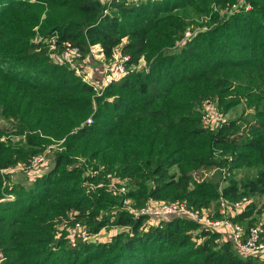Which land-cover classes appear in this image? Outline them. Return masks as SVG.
<instances>
[{
	"label": "trees",
	"instance_id": "16d2710c",
	"mask_svg": "<svg viewBox=\"0 0 264 264\" xmlns=\"http://www.w3.org/2000/svg\"><path fill=\"white\" fill-rule=\"evenodd\" d=\"M16 1L0 0V123L10 126L0 128V264H264L196 222L147 227L123 196L95 187L116 173L138 208L218 209L221 198L264 197V0L235 12L228 8L239 0H35L56 6L61 20L73 6L81 12L41 39L38 8L21 11ZM125 39L126 74L105 89L108 98L51 57L76 48L85 60L99 46L113 61ZM144 59L149 72L139 69ZM227 95L250 105L251 120L205 127L203 103L222 107ZM7 131L25 141L4 140ZM55 142L61 150L42 176L14 182L5 173ZM88 163L105 170L92 176ZM239 170L256 174L237 180ZM256 213L252 202L231 220L248 230ZM76 224L84 231L72 235ZM108 228L126 230L90 240Z\"/></svg>",
	"mask_w": 264,
	"mask_h": 264
},
{
	"label": "rangeland",
	"instance_id": "374dc122",
	"mask_svg": "<svg viewBox=\"0 0 264 264\" xmlns=\"http://www.w3.org/2000/svg\"><path fill=\"white\" fill-rule=\"evenodd\" d=\"M128 2L134 3L136 5H140L142 2L146 3L149 0H127ZM19 9L21 11H26L28 9L32 8H38V16L40 18V24L39 27L36 29L37 33V39H41L43 35L48 32L50 29H52L54 26H56L59 23H62L64 21H67L71 17H79L81 15V12L77 8V6H73L70 11L68 12L67 16L64 19H60L61 17L56 14L57 8L54 5H49L44 2H36L35 0H17L16 1ZM23 3V5H22ZM198 30H201V27L197 28ZM191 38V37H190ZM189 38V39H190ZM127 39H125L122 43V45L118 48L116 52V58L112 60H105L102 55H100L99 46L94 47L92 49L91 54L87 57L85 60H80V57L74 56L73 64H70L66 61L64 55H60L58 53H54L51 55L54 62L58 65H65L68 64L70 68L74 71L75 75L76 68L80 65H84V71H86V74L89 75V78L92 83L96 84L98 87H103L106 83L107 77H117V67L119 65H122L125 61V57L121 54V48L126 45ZM139 69L144 70L146 72H149V68L146 66L145 59L141 62L139 65ZM82 70V69H81ZM103 97V96H102ZM103 98H108L103 97ZM109 100H113L110 98ZM238 97L235 95H227V103L224 104L222 107L219 104L220 102L217 101L215 103L213 102H205L201 106V114L203 116V124L204 126H207L213 130H216L218 127H220L223 123L229 122V121H236L241 120L244 122L246 119L249 121L251 120V117L255 114V111L253 112V109L250 107V105L245 101L238 102ZM0 128H10V126L7 125V123H0ZM11 131H7L5 135L3 136V139L6 141H11L15 144H18L20 142L25 141V137L21 135H15L11 134ZM62 143L55 142L50 146L48 149L50 150V162L48 165L39 168L37 171V174H39V177L45 174L47 171H49L54 164V158L56 154L61 150L60 146ZM47 149V150H48ZM90 166L89 168L92 169L94 167V163H88ZM6 174H10L11 179L14 182H31L32 180L36 179L35 175L36 173L30 172L28 170H22L19 168H11L10 171L5 172ZM216 169H213L210 173L206 175L211 176L216 174ZM116 174V173H115ZM114 174V175H115ZM218 174H222V172H218ZM256 174L255 170H239L236 171L234 176L237 180H240L247 176H253ZM116 176V175H115ZM205 177V176H204ZM203 177V178H204ZM221 178H223V175H221ZM127 184V182H126ZM227 185V183L224 181L221 182V188H224ZM128 191H130V187H128ZM252 202H256L257 204V213L255 214V218L257 220L256 226H260L264 224V197H248ZM135 202V200H134ZM154 201H150L152 203ZM149 203V204H150ZM155 203V202H154ZM165 203V202H160ZM234 203H231V205ZM161 204H155L154 207L159 206ZM218 206V203H215L210 209H205L206 211L216 210ZM233 214V213H232ZM234 215V214H233ZM63 221V222H62ZM58 231H63L68 226V223L64 220H58L53 224ZM69 233H72V235L81 233L84 231V228L80 226V224H76L75 226L68 227ZM126 229L124 228H108L103 231H101L97 236L90 238L91 241H98V242H108L110 241L115 235H117L119 232H122ZM224 236V235H223ZM225 239H229L226 235L224 236Z\"/></svg>",
	"mask_w": 264,
	"mask_h": 264
},
{
	"label": "built area",
	"instance_id": "2783aa9c",
	"mask_svg": "<svg viewBox=\"0 0 264 264\" xmlns=\"http://www.w3.org/2000/svg\"><path fill=\"white\" fill-rule=\"evenodd\" d=\"M106 3L109 1L119 2L120 0H101ZM249 11L252 9L251 4L247 0H239L236 4L228 8V11L235 12L239 10ZM191 34L187 33V37L190 38ZM54 49V47H52ZM101 52L100 48L98 50ZM78 49L68 48L64 53L66 61L73 64L74 56H77ZM103 56V55H102ZM104 57V56H103ZM116 58V57H115ZM114 58V59H115ZM127 58L125 57V61ZM82 69V70H81ZM84 65H80L76 68L77 76L81 78L82 82L93 88L94 96L102 97L105 89L117 79L122 78L126 74L124 65L117 67V77H107L106 83L103 87H98L92 83L89 75L83 70ZM93 119L90 118L82 125H91ZM207 127V126H205ZM50 150L34 156L28 165H19L16 167L22 170H28L36 173L35 177L39 176L37 172L39 168H42L50 162ZM82 161V160H81ZM88 165V164H87ZM93 169V168H92ZM89 169V174L95 176L105 170L104 166H100L97 171ZM9 169L8 171H10ZM38 170V171H37ZM6 171V172H8ZM106 182H101L96 188L106 187L110 191L120 196H123V206L134 218L145 217L147 227L157 226L160 222L171 219H184L192 222H196L201 226L218 231L224 236L229 237V240L233 243L235 249L242 257H256L264 260V225L255 226L250 229H246L241 224L234 223L231 217L241 212L247 205L251 204V200L245 197L239 201L230 204L226 199L221 198L219 202V208L216 210L206 211L205 209L199 210L188 207L185 203H160L152 202L147 205L138 208L133 198L128 197V188L124 185V181L115 176L114 174L107 173L105 177ZM155 204H161L155 206ZM234 215H233V214ZM219 215V217L217 216Z\"/></svg>",
	"mask_w": 264,
	"mask_h": 264
}]
</instances>
